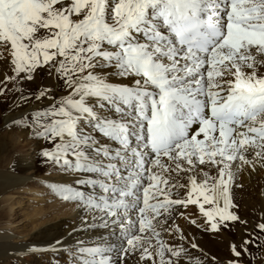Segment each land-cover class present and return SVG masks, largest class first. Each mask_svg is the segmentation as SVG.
Returning a JSON list of instances; mask_svg holds the SVG:
<instances>
[{"label":"snow or ice","instance_id":"obj_1","mask_svg":"<svg viewBox=\"0 0 264 264\" xmlns=\"http://www.w3.org/2000/svg\"><path fill=\"white\" fill-rule=\"evenodd\" d=\"M0 131L78 212L0 264H253L264 0H0Z\"/></svg>","mask_w":264,"mask_h":264},{"label":"bare ground","instance_id":"obj_2","mask_svg":"<svg viewBox=\"0 0 264 264\" xmlns=\"http://www.w3.org/2000/svg\"><path fill=\"white\" fill-rule=\"evenodd\" d=\"M19 137V135H16ZM17 138H15L13 135H11L9 132L4 133L0 132V196H3L5 193H10V195L14 193H20L21 190H35L36 192H39L41 190V182L39 181L40 176L43 175V171L38 170H29L26 173H20V172H13L12 166L16 162V160L22 156L19 153V146L16 142ZM30 172V174H29ZM32 178L34 179L33 182ZM44 178V175L43 177ZM261 180V177H257L252 180L251 185L248 187V190L244 193H242V199L245 201H248L249 204L258 203L255 199V186L257 183ZM245 183H247V180L245 179ZM6 197L3 196L0 200V203L8 202L10 201V198L12 197ZM56 202L50 206L51 209V215H48V217L43 221H37L34 222L35 227L41 226L43 223H46L48 220H56L59 216H63L65 214H70L73 211H75V206L71 203H65L58 199H55ZM13 204H10L7 208L0 209V219H3L7 216L9 211H14V208L12 207ZM42 212V210H39L35 212V214H38ZM34 221V220H33ZM73 221L68 220H60L55 221L53 223L47 224L43 227H40L32 234H27L22 237V239H19L20 235L14 236L11 232L8 231V229L3 228V224L0 223V239L8 240L10 243L15 244L20 241L33 239L37 241H44L48 238H50L52 235H56L60 232H64L68 229L69 225L72 224ZM256 259L253 261L259 263L261 262L264 252L256 251L255 252ZM259 257V258H258ZM261 257V258H260ZM4 253L2 250H0V259H4Z\"/></svg>","mask_w":264,"mask_h":264},{"label":"rangeland","instance_id":"obj_3","mask_svg":"<svg viewBox=\"0 0 264 264\" xmlns=\"http://www.w3.org/2000/svg\"><path fill=\"white\" fill-rule=\"evenodd\" d=\"M0 132L8 133L6 131ZM10 134L17 138L16 142L19 146V153L22 155H29L32 151L31 142L22 139L20 136L17 137V134ZM43 175H41L39 179L42 184L40 185L41 190L39 192H36L34 189L21 190L20 193H14L13 195L11 194L12 197L10 198V201L0 203V209L5 207L7 208L10 204H13L12 207L14 208V211H12L11 209V211H9L5 218L0 219V223L3 224V228L8 229V231L11 232L14 236L20 235L19 239H22L23 236L32 234L40 227L53 223L57 220L60 221L71 219V221H73L78 216V212L75 209V211L70 214L59 216L58 218H56V220H48L41 226L35 227L34 222L43 221L48 217V215H51L50 206L56 202V200L48 194V189L42 183L44 179L42 178ZM33 181L34 179L32 178L31 182ZM11 195L10 193H5L3 196L9 197ZM3 196H0V200ZM39 210H42V212L35 214V212ZM262 259H264V256ZM253 264H261V262H254Z\"/></svg>","mask_w":264,"mask_h":264}]
</instances>
